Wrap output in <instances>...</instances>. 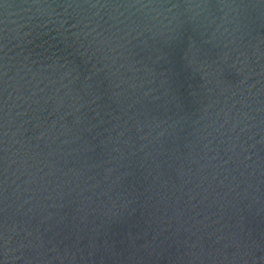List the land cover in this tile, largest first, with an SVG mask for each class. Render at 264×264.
<instances>
[{
	"label": "water",
	"instance_id": "95a60500",
	"mask_svg": "<svg viewBox=\"0 0 264 264\" xmlns=\"http://www.w3.org/2000/svg\"><path fill=\"white\" fill-rule=\"evenodd\" d=\"M0 264H264V0H0Z\"/></svg>",
	"mask_w": 264,
	"mask_h": 264
}]
</instances>
